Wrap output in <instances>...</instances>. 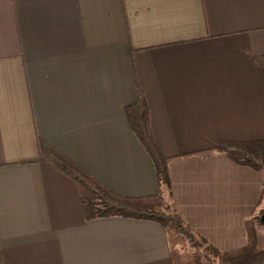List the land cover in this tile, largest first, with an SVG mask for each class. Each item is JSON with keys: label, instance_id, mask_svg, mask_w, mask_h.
<instances>
[{"label": "crops", "instance_id": "crops-1", "mask_svg": "<svg viewBox=\"0 0 264 264\" xmlns=\"http://www.w3.org/2000/svg\"><path fill=\"white\" fill-rule=\"evenodd\" d=\"M261 58L264 0H0V264H173L159 222L87 219L45 147L246 247L264 213ZM140 94L170 188L129 122Z\"/></svg>", "mask_w": 264, "mask_h": 264}, {"label": "trees", "instance_id": "trees-1", "mask_svg": "<svg viewBox=\"0 0 264 264\" xmlns=\"http://www.w3.org/2000/svg\"><path fill=\"white\" fill-rule=\"evenodd\" d=\"M256 63L264 68V58L256 60ZM127 111L133 131L154 161L160 185L170 188L167 160L153 141L149 112L141 94L138 103L129 107ZM222 147L231 146L226 143ZM41 155L50 159L79 185L87 219L120 216L150 219L162 224L168 234L173 264H195L189 256L178 255L175 248L185 239L191 240L193 237L200 238L209 247V250L216 253V256L224 258L226 260L224 264H264V238L256 230L255 222L248 224L249 242L246 247L222 252L189 228L179 215L163 213L161 211L164 199L162 194L139 198L123 197L92 179L86 172L56 150L45 147L42 149ZM258 222H260V217Z\"/></svg>", "mask_w": 264, "mask_h": 264}, {"label": "rangeland", "instance_id": "rangeland-1", "mask_svg": "<svg viewBox=\"0 0 264 264\" xmlns=\"http://www.w3.org/2000/svg\"><path fill=\"white\" fill-rule=\"evenodd\" d=\"M167 207L168 205L164 198L161 211L167 215H178L176 213H173L172 211H168ZM255 224L256 230L264 238V227L260 224V222ZM192 239L194 240L192 241ZM192 239H185V241L175 247L178 255L189 256L191 259H193L195 264H224L226 262L224 258L216 256L215 252L209 250V247H207L200 238L193 237Z\"/></svg>", "mask_w": 264, "mask_h": 264}, {"label": "water", "instance_id": "water-1", "mask_svg": "<svg viewBox=\"0 0 264 264\" xmlns=\"http://www.w3.org/2000/svg\"><path fill=\"white\" fill-rule=\"evenodd\" d=\"M260 223H261L262 225H264V213H263L262 216L260 217Z\"/></svg>", "mask_w": 264, "mask_h": 264}]
</instances>
